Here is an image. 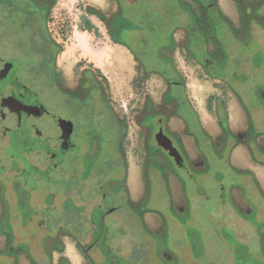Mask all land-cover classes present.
I'll return each instance as SVG.
<instances>
[{"label":"rangeland","instance_id":"374dc122","mask_svg":"<svg viewBox=\"0 0 264 264\" xmlns=\"http://www.w3.org/2000/svg\"><path fill=\"white\" fill-rule=\"evenodd\" d=\"M179 3L52 2L47 27L61 46L56 56L59 82L68 89L76 87L80 70L95 65L81 57L88 50L84 48L94 45L106 48L110 55L102 75L98 74L104 89L102 94L100 89L89 92L78 85L81 90L74 96L55 85L39 89L48 111L36 121L43 133L56 134L53 116L69 118L77 126L73 137L78 150L67 153L63 165L51 173L52 179H61V187L30 178L28 189L18 188L20 171L13 170L15 162L7 156L14 155L23 164L26 160L35 164L43 157L5 146L0 123V264H33L32 260L58 264L60 254L70 264H85L74 244L90 247L91 242V264H264V32L253 24L250 40L248 35L236 40L225 24L210 27L207 31L216 35L218 44L217 54L208 53L207 33L195 27L192 39ZM253 3L259 6L264 0ZM217 7L238 25L232 0H218ZM255 15L264 24V6ZM86 18L98 28H94L93 42L85 33L91 29ZM80 34L84 37L78 38ZM230 46L233 53L243 56L242 67L231 58ZM181 81L185 85L177 84ZM145 100L154 107L148 105L145 114L136 117ZM169 119L176 120V131L181 132L182 124L188 138L190 161L185 158L184 170L149 139V133L161 126L176 146L175 137L166 129ZM88 121L105 127L95 133L93 127H86ZM138 121L150 149L142 170ZM248 126L244 144L230 153L224 145L236 142L229 137L230 130L241 134ZM222 131L227 137L218 138ZM94 135L102 149H116L121 135L126 179L122 156L121 166L117 159L96 155L88 164L86 152ZM111 161L121 172L111 184L101 183L105 198H99V184L90 177L96 175L97 166L102 171ZM110 209L115 210L108 213ZM67 213L74 220L70 224ZM83 213L90 217L87 230L81 223L84 215H79ZM62 226L65 229L60 230Z\"/></svg>","mask_w":264,"mask_h":264},{"label":"flooded vegetation","instance_id":"af4514ba","mask_svg":"<svg viewBox=\"0 0 264 264\" xmlns=\"http://www.w3.org/2000/svg\"><path fill=\"white\" fill-rule=\"evenodd\" d=\"M3 1V2H2ZM179 7L183 12V17L186 19L189 25V32L194 39L195 36V27H198L203 32L207 33V37L204 38L205 44L210 46V51L207 50L208 53L217 54V46L218 41L216 35L210 36V33L207 31L210 27H216V25L225 24L229 32L232 34V38L236 40H241L246 36L250 40L251 31L253 28V24L256 27L264 32V24H262V19L260 16H256L255 13H258L259 10L264 6V3L256 6L253 2L256 0H250V2H245L244 0H232L236 6V11L239 14L238 16V25L236 26L229 18L224 16L217 7L218 0H179ZM52 8V0H0V123H1V135L6 139V145L11 148L18 147L22 148L24 155L29 154H39L41 155L42 162L32 163L26 160L25 164H23L20 160L16 159L14 155L7 156L9 159L15 162L14 169H19V179L20 182H17L18 188L29 186L30 178L39 180V183L48 182L49 185L56 187H61V179L55 180L52 179L51 173L53 171H57L60 166L63 165L65 161V156L67 153L71 151L78 150V141L73 137L77 126L75 122L69 118L62 119L60 117H51L56 126V134L54 136L47 135L43 133L40 129V126L36 123L39 117H43L48 113L44 103L39 97V89H43L47 84L52 88L53 85L57 89H59L62 93L69 94L74 96V94H78L81 89L78 88L80 85L85 91L92 92L93 90L100 89L103 94V85L99 80V77L93 73V69L90 67L82 68L80 71V78L75 88L68 89L65 88L59 81L53 82H43V81H31L28 77L27 72L30 71V68H23L24 61L34 62L41 59L42 53L40 51H31L28 50L30 46L39 45L42 36L40 34V30L37 23V17L41 13L50 12ZM255 12V13H254ZM49 14V13H48ZM45 15V14H43ZM253 18V19H252ZM209 33V35H208ZM234 35V36H233ZM248 35V36H247ZM51 36V34H50ZM241 38H239V37ZM238 37V38H237ZM53 38V37H52ZM54 39V38H53ZM32 45H31V44ZM22 44L25 45L24 49L21 48ZM236 48V44H234ZM234 47L231 48V52L234 50ZM35 48V47H33ZM233 53V52H232ZM232 56V54L230 53ZM218 56V55H217ZM233 56H236L237 59H234ZM231 57L234 61H236V65L242 67L241 61L243 60V56L239 52H234ZM252 60V58H251ZM11 64L10 68L6 67L7 64ZM16 63H19L18 65ZM208 64L206 63L205 66ZM258 66V65H257ZM237 68V67H236ZM239 78L244 77V80L247 79L245 74L235 73ZM258 78V75H255ZM250 77V76H249ZM237 81L239 79H236ZM178 85H185L183 81L177 83ZM5 91V92H4ZM80 94H82L80 92ZM79 94V95H80ZM234 94H238V91ZM103 97V96H102ZM104 99V98H103ZM5 103L8 104V111L5 109ZM154 107V105L146 101L143 103L141 110L138 116H142L146 112L147 106ZM158 107H161L160 105ZM161 109V108H160ZM97 120L101 119V109L96 110ZM103 118V117H102ZM106 118V117H104ZM170 120V119H169ZM249 120V117H248ZM114 121V120H113ZM119 130L121 129V120L119 119ZM101 123L106 125V120H103ZM115 123V122H114ZM136 128L139 132V145L142 148V157L140 161V166L142 170V164L145 161V157L150 153V149L147 148L144 142V134L145 130L142 129L141 125H139V121L135 122ZM105 126H95L90 121L87 122L86 127H93L94 132L96 133L99 129H102ZM249 126L244 129L241 134L229 132L231 138H233L236 142L228 144L227 142L224 144L228 146L230 149V153L237 147L236 145H243L244 141L247 138ZM166 129L172 134L176 141V146H174L173 141L164 135L162 127L157 126L156 132L149 133L150 141L152 140L153 144H155L158 148H160L177 166L178 169L185 168L184 160L185 158L189 160L188 152L183 143V136L186 137L184 131L181 134L177 131H173L169 126V121L167 122ZM121 131V130H120ZM149 132V131H148ZM161 133L167 139L170 140L172 147L177 151L178 156L175 158L169 155V152L164 150L156 141V135ZM127 134V133H126ZM225 132H219L218 138H223L226 136ZM154 136V137H153ZM227 137V136H226ZM187 138V137H186ZM123 139H126V135ZM117 141V142H116ZM116 149H102L99 148V143L96 135L92 136L90 139V143L86 152V158L88 160V164L91 165V161L96 155L98 158L101 156H108L116 162V159L119 161L121 166V156L125 159V167H124V176L126 179L128 166L125 157V153H123L124 145L121 144V135L116 139ZM109 142V141H108ZM96 157V158H97ZM97 158V159H98ZM25 159V158H24ZM111 161V163H113ZM190 161V160H189ZM188 161V162H189ZM29 163V164H27ZM44 166L43 168H39L37 165ZM117 165V166H116ZM113 163L109 165L108 168L104 170H100V167L96 168V175H91V179L96 180L98 182V188L96 190L99 198H105V192L103 190V183L107 181L109 184L113 182L112 180L115 177L116 173L121 172V167L118 164ZM93 167L90 166L89 174L91 173V169ZM241 171H248L246 169ZM104 172H110L109 175L104 174ZM103 174V175H100ZM36 177H34V176ZM100 175V176H99ZM169 173H165L166 184L168 187L167 177ZM142 181V176L140 177ZM177 180V179H176ZM53 181V182H52ZM89 181V179H87ZM30 190H35L34 187H31ZM53 195V194H50ZM131 202V201H130ZM134 205L137 202H131ZM115 209H110L108 213L112 212ZM79 214L80 216L84 215ZM69 219L66 220L68 224L73 222L72 214L67 213ZM85 230H87V224L90 222V217L84 215ZM73 224V223H72ZM89 225V224H88ZM59 229V226H57ZM60 230L65 228L60 227ZM44 241V240H43ZM91 246H83L80 243H75V248L80 252L83 256L85 264H91L92 259L89 258L88 253L92 250ZM94 246V245H93ZM42 247L44 251L47 249L46 244L42 243ZM61 252V251H60ZM59 252V254H60ZM106 252L111 253L109 251V247L106 248ZM58 264H70L69 260L63 258L61 256L58 258ZM33 264H36L34 260H32ZM31 263V261H30Z\"/></svg>","mask_w":264,"mask_h":264},{"label":"trees","instance_id":"16d2710c","mask_svg":"<svg viewBox=\"0 0 264 264\" xmlns=\"http://www.w3.org/2000/svg\"><path fill=\"white\" fill-rule=\"evenodd\" d=\"M52 2H54V0ZM48 13V11L45 12V15L41 13L36 18L40 34L42 36V39L40 40L41 47L38 48L39 45H35L30 46L28 49L31 51H40L42 53L41 59L34 62L24 61L23 68H30V71L27 72V75L31 81L56 83L59 81L58 73L56 72V56L60 52L61 46L52 38V36H50V32L48 31ZM24 47L25 45L22 44L21 48L24 49ZM16 64L18 65L19 63ZM93 73L97 76L98 74L101 75L100 72L95 69H93Z\"/></svg>","mask_w":264,"mask_h":264},{"label":"crops","instance_id":"0c3cea01","mask_svg":"<svg viewBox=\"0 0 264 264\" xmlns=\"http://www.w3.org/2000/svg\"><path fill=\"white\" fill-rule=\"evenodd\" d=\"M90 18H93V19H95L93 16H90ZM90 18H86V20H85V24L86 25H90V27H91V29L89 30V31H87V30H85V33H86V35H89V37H90V39L92 40V42L94 41V39H95V37H96V35H95V30H94V28H96V29H98L97 28V26L94 24V22L90 19ZM92 30V31H91ZM97 33V32H96ZM79 37H84V36H82L81 34L78 36V38ZM78 47H79V49H83L84 47L83 46H81V45H79V43H78ZM88 48V50L87 51H85L86 49ZM84 55H82L81 57H82V59H88L89 60V63H90V61H93V62H95V65H92V67H93V69H95V70H98L99 72H100V74L102 75V69L104 68V65H105V63L108 61V59L110 58V55H108V50L106 49V48H104V47H100V48H95L94 47V45L92 46V48H90V47H86V48H84ZM71 51H69L68 53H70ZM123 62H124V60H123V58H122V56H121V64L123 65ZM175 121L176 120H173V119H170L169 120V126L171 127V129L173 130V131H176L174 128H173V123H175ZM180 123V122H179ZM181 124V123H180ZM181 132H183V125L181 124ZM177 132H179V131H177ZM181 132H179L180 134H181ZM183 138V143H184V145H185V147H186V141H188V138H186V137H182ZM187 152H188V150H187ZM235 153H237V150H236V152ZM234 153V154H235ZM237 155V154H236ZM232 156H234V159H235V155H232Z\"/></svg>","mask_w":264,"mask_h":264},{"label":"water","instance_id":"95a60500","mask_svg":"<svg viewBox=\"0 0 264 264\" xmlns=\"http://www.w3.org/2000/svg\"><path fill=\"white\" fill-rule=\"evenodd\" d=\"M10 66L11 64L9 63L6 65L7 68H10ZM4 107L5 109H8V104L5 103ZM156 141L164 150L169 152L170 156H173L175 158L178 156L177 151L172 147L170 140L163 136L161 133L156 135Z\"/></svg>","mask_w":264,"mask_h":264},{"label":"bare ground","instance_id":"6f19581e","mask_svg":"<svg viewBox=\"0 0 264 264\" xmlns=\"http://www.w3.org/2000/svg\"><path fill=\"white\" fill-rule=\"evenodd\" d=\"M121 61V60H120Z\"/></svg>","mask_w":264,"mask_h":264}]
</instances>
